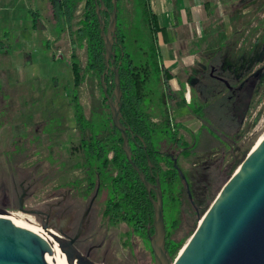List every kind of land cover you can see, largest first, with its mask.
<instances>
[{"label": "rangeland", "instance_id": "1", "mask_svg": "<svg viewBox=\"0 0 264 264\" xmlns=\"http://www.w3.org/2000/svg\"><path fill=\"white\" fill-rule=\"evenodd\" d=\"M119 1L120 22L126 30L124 51L133 63L138 64L144 58L142 51L146 50L149 40L147 30L137 15L133 0ZM234 1L223 7L224 13L231 18L232 27L219 53L220 63L214 74L226 79L235 78L236 83L232 82L230 88H225L222 83L211 79L208 75L213 65L209 60L211 52H201L203 46H200L181 62H184V73L182 70L176 71V85L163 83L152 72L144 85L145 96L140 106L142 112L151 122L157 123L165 110L172 127L178 125L177 136L186 143V149H177L165 138L159 149L169 154L177 153V165L189 183V194L196 196L197 191L204 189L206 184L211 187L212 195L205 207L191 205L192 199L188 201L181 180H177L180 186H176V189L181 187L177 205L171 207L166 194H163L162 210L166 227L175 212L176 221L170 230V237L174 240H187L210 200L230 176L227 170L233 161L232 156L236 154L233 149L238 146L240 151L246 148L248 151L264 135V38L261 36L264 34V0H254L239 7H235ZM31 11L37 12L42 29L32 25L34 16ZM81 13L82 2L74 13L72 30L80 26ZM49 16L48 6L43 4V0H0V112L4 115L0 120V145H4L11 131L23 126L22 120L30 125L32 133L42 129L41 135L38 134L41 140L37 145L33 143L30 153L32 163L37 162L39 166L35 174H43V182L37 184L35 191V196L43 191V202L53 198L61 184L65 187L73 182L76 189L87 185L84 163L77 150L79 132L74 125L71 109L67 110L63 121L65 128L53 126L58 123L59 117L56 122L43 120L39 123L42 115L39 111L53 92L52 79L65 81L68 77L72 48L66 31L57 34L49 27ZM44 44L48 49L44 48ZM73 49L81 66H84V40L76 42ZM247 57L253 61V67L247 74L240 75L238 69L244 61H239V58L246 60ZM261 66L262 73L254 80L251 74ZM244 67L242 64L241 68ZM225 73L232 78L225 76ZM188 77L190 81L186 80ZM253 80V88H247L246 85ZM97 81V77L88 72L77 89V100L86 119L93 116L92 106L100 103ZM245 81L246 84L243 83ZM240 83L244 85L242 89ZM159 139L158 133L152 135V143L156 147ZM111 155L108 152V158ZM109 168V178H112L116 170L107 165V171ZM8 186L10 179L0 172V208L5 210L3 215L16 219V225L41 229L32 215L11 206ZM2 193L7 195L6 201ZM89 193L80 198L81 203L86 201ZM114 244L113 250L106 254L104 264H153L145 238L143 246L139 242L135 247H125L124 244L120 245L119 239Z\"/></svg>", "mask_w": 264, "mask_h": 264}, {"label": "trees", "instance_id": "2", "mask_svg": "<svg viewBox=\"0 0 264 264\" xmlns=\"http://www.w3.org/2000/svg\"><path fill=\"white\" fill-rule=\"evenodd\" d=\"M102 1L107 8V11L102 10L100 12V17L103 20L104 25H106L111 3L110 0ZM251 1L254 0H235L234 5L235 7H239L241 4H246ZM80 2H82L80 26L77 29L72 30V20L74 19V13ZM119 3L120 1L116 0L115 36L112 46L115 55L114 66L117 70L119 89L121 92L119 120L124 126L128 125L132 132L137 133L141 138L140 143H144L145 145L143 150L140 148L137 154L131 155L132 162L144 174L145 179L151 185L155 186V178H158L162 196L164 193L166 194L168 203L172 207L179 203L181 187L176 189L177 185L180 186L178 181L181 180L184 186L185 183L189 186V183L187 179L183 177L184 175L177 165V153L169 154L166 150H160L159 148L163 145L165 138L169 144L175 147L177 146V149H186V146H184L186 143L181 141L177 136V130L179 129L178 125L172 127L170 118L165 114V110L160 121L154 123L149 120V117L145 115L140 108L145 96L144 85L148 81L151 72L163 83H167V79L170 77V74L166 70H163L157 62V34L160 31V27L154 13L149 7L148 1L133 0L134 8L136 9L140 21L146 27L149 39L146 50L142 51L144 58L138 64L133 63L123 47L126 30L125 25L123 26L122 22H120ZM43 4H45L46 7L48 6L49 9V27L52 30H55V32L57 31V34L66 31L72 48L69 55L70 69L68 77L65 81L63 79H52L53 92L44 102L43 107L39 111L42 113V115H40L39 123H42L43 120L48 123H51V120L56 122L57 117H59V121H57L58 123H55L53 126H63V128H65L63 121L66 118L67 110L71 109L74 125L79 132L77 150L80 152L82 162L84 163L83 170L85 171V181L87 182V185H90L88 190L92 188L97 179L100 183L105 180L110 184V197L112 201L123 209L122 211L126 214L128 223L134 224L137 217L140 216L143 228L148 230L147 234L150 235L152 233L153 209L148 200L143 184L139 180L136 172L125 160L120 145L121 141L119 133L111 124L107 103L103 96L99 81V76L104 69L103 47L99 35L93 0H43ZM31 14L34 16L32 25H37L42 29L43 26L39 22V19H37L38 17H36L37 12L31 11ZM261 36L264 38V34ZM82 39L85 42L86 52V63L84 66H81L73 49L75 43ZM225 43V41L222 42L209 59L212 61L214 67L220 63L219 53ZM263 43L264 40L262 41V44ZM45 44L44 48L48 49ZM259 47H261V45ZM239 61L244 62L241 63V66L238 69L240 70L238 74L244 75L250 72V69L253 67V61L250 60L249 57H247L246 60L239 58ZM242 64L246 66L243 69L241 68ZM262 69L263 66L256 68L252 72L251 75L254 77V80L262 73ZM88 72L93 73L94 78L97 77V85L101 97L100 103L92 106L93 116L86 119L77 100V89L81 85L83 77ZM226 75L228 76L229 74L225 73V76ZM222 78L227 83V86L223 84L225 88H230L232 82L236 83L235 78ZM211 79L213 80V78ZM254 80L246 85V87L249 89L253 88L255 84ZM243 83L246 84V81ZM243 83L239 84L241 89L244 86ZM104 84L106 87V93L110 96L113 88L112 72L110 70H107L104 75ZM232 89H235V87ZM230 96L233 97L232 95ZM163 101L164 100H162V103ZM43 112L45 113L44 116ZM155 133H158L160 136V139L156 141L157 147L152 143V135ZM249 150L250 148L248 151ZM233 151L236 154L232 156L233 161L228 167L227 173L229 175L233 173L248 152L247 148L240 151L238 146L234 148ZM108 152L112 153L109 158ZM147 159L150 161V168L147 164ZM107 165H111L113 169L116 170V174L112 178H109L108 172L110 168L107 171ZM150 195L153 199L155 198L154 191H151ZM190 195L192 206L194 205L197 207L198 205H201L202 207H205L212 195L211 187L206 184L204 189L197 191L196 196L191 193ZM213 198L210 201H212ZM174 213L175 212L172 213L169 219L168 227H166V224L164 223V249L169 262L174 259L178 250L185 243L183 242V238L174 240L170 237L172 235V231H170L171 227L174 226V222L176 221ZM118 216H120V213H118Z\"/></svg>", "mask_w": 264, "mask_h": 264}, {"label": "water", "instance_id": "3", "mask_svg": "<svg viewBox=\"0 0 264 264\" xmlns=\"http://www.w3.org/2000/svg\"><path fill=\"white\" fill-rule=\"evenodd\" d=\"M110 3L108 21L104 25L100 12L107 11V8L102 0H93L103 47L104 69L99 76V81L111 124L119 133L125 160L143 184L153 209L152 233L148 237L153 264H264V135L250 148L244 159L224 182L198 218L190 236L174 259L169 262L164 249L165 231L159 180L156 177L155 186L151 185L132 162L126 136L127 129L119 120L121 92L112 49L115 36L116 0H110ZM107 70L112 72L113 79L110 96L106 93L104 84V75ZM220 80L227 86L225 80ZM147 164L150 168L148 159ZM185 187L190 201L186 183ZM151 191H154V199L150 195ZM93 198L94 195L89 199L84 214ZM18 210L30 212L21 209L20 198ZM4 212L5 210L0 208V264H95L81 256L73 247L72 242L77 237V233L68 241L61 238L58 230L56 231L58 234L55 232L51 235L66 261V263L59 262L57 258L48 255L51 249L47 242L34 231L22 225H16L10 217H3ZM42 228L46 229V226L42 225Z\"/></svg>", "mask_w": 264, "mask_h": 264}, {"label": "flooded vegetation", "instance_id": "4", "mask_svg": "<svg viewBox=\"0 0 264 264\" xmlns=\"http://www.w3.org/2000/svg\"><path fill=\"white\" fill-rule=\"evenodd\" d=\"M215 70L216 67L210 66L208 75L224 84L220 80L223 78L214 74ZM2 118L4 115L0 112V120ZM22 123L23 126L11 131L4 145H0V172L5 178L10 179L8 192L11 194L12 207L18 210L20 198L22 210H29L28 214L34 217L41 228L44 225L48 230L49 228L58 230L65 241L74 238L77 233L72 242L73 247L81 256L95 264H104L106 254L113 250V244L117 239L120 240V245L124 244L125 247H135L139 242L143 246L144 238L148 242V230L143 228L140 216L134 224L128 223L123 209L112 201L110 185L105 180L100 183L97 179L90 190H88L90 185L76 189L73 182L65 187L61 184L55 196L44 202L43 191L39 196H35L37 184L43 182V174H35L39 166L37 162L32 163L30 152L33 143L37 145V142H40L41 137L38 134L41 135L42 129H39L41 132L32 133L30 125L28 126L24 120ZM125 127L130 156L135 155L140 148L143 150L145 145L140 143L141 138L137 133L132 132L128 125ZM88 192L90 193L86 201L81 203L80 198ZM2 194L6 201L7 195ZM92 195L94 198L84 214Z\"/></svg>", "mask_w": 264, "mask_h": 264}, {"label": "crops", "instance_id": "5", "mask_svg": "<svg viewBox=\"0 0 264 264\" xmlns=\"http://www.w3.org/2000/svg\"><path fill=\"white\" fill-rule=\"evenodd\" d=\"M147 1L160 27L157 62L170 74L167 79L170 86L176 85L174 74L177 70L184 71V62H181L188 58L192 50L203 46L201 52H211L212 55L217 49V41L220 45L231 34L232 21L223 7L232 0ZM211 11L213 14L209 15ZM210 47L212 49L207 51ZM186 80L190 81V78Z\"/></svg>", "mask_w": 264, "mask_h": 264}, {"label": "bare ground", "instance_id": "6", "mask_svg": "<svg viewBox=\"0 0 264 264\" xmlns=\"http://www.w3.org/2000/svg\"><path fill=\"white\" fill-rule=\"evenodd\" d=\"M2 216L8 217L9 215H2ZM11 220L16 223V219L11 218ZM24 227L34 231L36 234H38V236H40L45 242H47L49 244L50 249H51V253L48 254L49 256L57 258V260L59 262L66 263L65 258H64V254L58 249L56 241L51 236L52 234H55V231H53L51 229H50L51 230L50 231V230H48V228L47 229L41 228L39 230V229L32 227V226H24Z\"/></svg>", "mask_w": 264, "mask_h": 264}]
</instances>
